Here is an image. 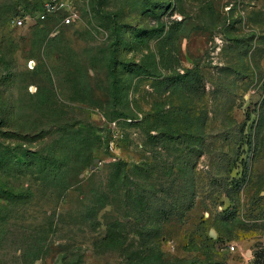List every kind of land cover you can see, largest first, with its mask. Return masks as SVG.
<instances>
[{
    "label": "rangeland",
    "instance_id": "obj_1",
    "mask_svg": "<svg viewBox=\"0 0 264 264\" xmlns=\"http://www.w3.org/2000/svg\"><path fill=\"white\" fill-rule=\"evenodd\" d=\"M44 1L0 0V264L262 262L264 0H57L15 27ZM179 75L194 94L164 93ZM169 103L204 121L194 178L162 175L195 155L162 142Z\"/></svg>",
    "mask_w": 264,
    "mask_h": 264
},
{
    "label": "trees",
    "instance_id": "obj_2",
    "mask_svg": "<svg viewBox=\"0 0 264 264\" xmlns=\"http://www.w3.org/2000/svg\"><path fill=\"white\" fill-rule=\"evenodd\" d=\"M41 3L34 10L40 8ZM23 14V13H21ZM19 14V15H21ZM44 23V22H43ZM116 69H114L115 72ZM115 76V73H114ZM117 78V77H114ZM178 79L166 78L163 81L164 85V93L171 94L172 92L179 94H191L195 93L197 90V80L193 77H186V75H179ZM189 111L184 106L174 107L169 103L166 108L160 109L159 118L161 127L163 131L159 134L163 137L162 142L164 144L170 146L173 144L187 146L190 153L194 154L192 156V166L189 167L186 164V161H183L179 164L178 161L167 164L163 167L162 175H173V172H177L180 175H184L187 172H191L192 178H194V169L196 166L197 159L202 155V127H203V119L201 117L195 118L192 117V120L189 119ZM187 144V145H186ZM176 146V145H175ZM177 152H179L177 150ZM186 158V156H183ZM175 164V165H174ZM121 162H118L116 166H118V171H121ZM183 177V176H182ZM182 179V178H181ZM193 182V179H192ZM139 187H141L139 185ZM125 200H128L132 204V208L136 210L137 217L141 218L142 216V207L144 205L143 199H131L129 197H124ZM193 203V191L192 193L182 194L175 201V209L176 213L166 212V211H155L153 213H149V217L151 218V223L149 225L150 231L148 232L153 238L157 236L160 232L164 222L170 218V216L182 217L185 211L191 208V204ZM109 243H115L116 239H114L111 232L107 234ZM153 248V249H152ZM147 249L152 251L154 250L153 244H149ZM256 264L264 263V259L262 262H259V259H256Z\"/></svg>",
    "mask_w": 264,
    "mask_h": 264
},
{
    "label": "built area",
    "instance_id": "obj_3",
    "mask_svg": "<svg viewBox=\"0 0 264 264\" xmlns=\"http://www.w3.org/2000/svg\"><path fill=\"white\" fill-rule=\"evenodd\" d=\"M60 10L57 0H48L41 3L40 8L33 10L30 14L18 15L14 20V25L17 28L25 27L26 24L33 25L45 22L50 16L55 15ZM62 16L63 25H71L77 19V15L65 8ZM233 250V248H231Z\"/></svg>",
    "mask_w": 264,
    "mask_h": 264
}]
</instances>
